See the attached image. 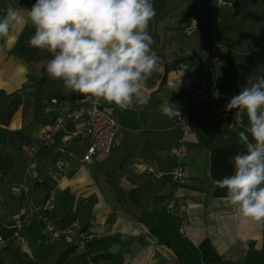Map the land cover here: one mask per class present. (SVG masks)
<instances>
[{
    "label": "crops",
    "instance_id": "crops-1",
    "mask_svg": "<svg viewBox=\"0 0 264 264\" xmlns=\"http://www.w3.org/2000/svg\"><path fill=\"white\" fill-rule=\"evenodd\" d=\"M228 1L231 6L216 0H152L156 15L149 31L158 37V45L152 48L160 59V55L171 59L178 54L192 59L169 71L163 85L159 63L141 92L146 103L128 109L114 105L121 144L109 154L95 153L88 162L82 160L88 145L84 121L67 115L76 101L53 102L37 93L38 78L51 55L32 64L13 52L19 34L34 31L31 23L14 27L0 38V89L20 90L22 97L6 128L36 146L38 179H27L32 185L28 196L40 202L55 188V207L47 220L58 227L70 219L77 221L74 231L50 238L44 219L33 215L20 241L10 229L0 227L6 239L0 264H54L58 254L74 244L77 248L65 264H264V223L242 218L222 199L227 190L216 183L233 173L230 158L243 150L237 136L243 128L230 126L233 110L226 111V103L218 101L213 87L200 94L191 90L209 65L215 88L231 96L264 75V0ZM9 3L31 8L29 2L0 0V16ZM192 16L204 19L206 25L190 27ZM215 40L220 47L213 55L210 47ZM165 100L184 112L191 124L188 132L182 133L173 118L162 114ZM58 114L64 119L53 142L40 143L39 134L52 126ZM242 123L248 126L245 113ZM179 136L187 146V176L177 183L170 173L175 158L169 148ZM20 143H0V150L14 158L10 169L0 170V217L5 222L24 206L25 196L13 191L25 178L26 157ZM159 196L170 197L183 209L167 210L170 199L156 200ZM84 226L94 238L79 246L77 233ZM113 243L118 248L109 252ZM106 253L107 258L89 260Z\"/></svg>",
    "mask_w": 264,
    "mask_h": 264
},
{
    "label": "clouds",
    "instance_id": "clouds-1",
    "mask_svg": "<svg viewBox=\"0 0 264 264\" xmlns=\"http://www.w3.org/2000/svg\"><path fill=\"white\" fill-rule=\"evenodd\" d=\"M156 15L152 0H35L31 8L9 3L0 16V38L31 23L30 47L51 54L46 71L67 90L128 109L144 104L141 92L159 69L149 23ZM218 96V94H217ZM245 113L248 126L237 132L243 150L230 158L233 173L216 181L227 190L222 199L245 220L264 223V75L232 96L226 111ZM161 112L179 116L165 100Z\"/></svg>",
    "mask_w": 264,
    "mask_h": 264
},
{
    "label": "built area",
    "instance_id": "built-area-1",
    "mask_svg": "<svg viewBox=\"0 0 264 264\" xmlns=\"http://www.w3.org/2000/svg\"><path fill=\"white\" fill-rule=\"evenodd\" d=\"M16 3L20 2H29L32 0H14ZM216 3L219 5H228L231 6L232 3L228 0H216ZM212 14H215L214 7L211 8ZM190 27L198 28L206 25L204 19H199L195 16L190 17ZM261 42L264 43V36L261 38ZM220 43L215 40L211 44L210 51L213 55H216L219 51ZM213 70L209 65L204 74L200 79L191 86V90L195 94H200L206 89H213L216 92L217 99L220 103H228L232 97L227 92L215 88L213 80ZM55 102L54 99H52ZM114 104H109L106 101L101 100L97 103L94 97L84 95L82 98L76 100L74 106L69 109L67 115L74 117L76 119H81L84 121L83 127V136L88 139V145L86 147L85 153L82 156L83 161H90L92 156L99 152L102 154H109L115 148H117L122 141V135L118 123L113 114ZM233 116L230 126L239 125L240 122H243V113H240L239 120L236 117V110L233 109ZM64 115L58 114L55 117V121L52 126L46 131L39 134L38 140L42 144H51L53 142L56 132L60 129ZM173 123L177 124L181 129L182 133H186L191 129V124L187 121L184 112L179 111V116L173 117ZM20 151L26 157V165L24 169L25 178L16 183L13 187V191L20 195H24V206L22 212L17 215L11 221H3L0 217V227L8 228L11 230V236L17 240H22L23 238V229L28 218L33 215H40L44 221V230L50 236V238H56L61 233L74 231L77 227V221L73 220L70 224L62 227L53 225L47 220V214L54 209L56 201V192L55 188H50L44 198L40 202L32 201L28 194L32 189V185L27 183V179L36 180L38 179L37 173V163L34 159L36 153V146L30 142L23 141L19 144ZM169 153L175 158V163L171 170L172 178L175 182H182L187 176L186 169V153L187 146L183 140L182 136H179L176 141L170 146ZM56 164L59 167H62L63 163L61 160L57 159ZM156 176H159V173L152 171ZM167 210H182L183 205H176L173 199H170L165 204ZM177 206V207H176ZM78 245L83 246L90 240L94 238V233L87 230L78 231ZM6 239L0 234V253L5 248Z\"/></svg>",
    "mask_w": 264,
    "mask_h": 264
},
{
    "label": "trees",
    "instance_id": "trees-1",
    "mask_svg": "<svg viewBox=\"0 0 264 264\" xmlns=\"http://www.w3.org/2000/svg\"><path fill=\"white\" fill-rule=\"evenodd\" d=\"M35 3V0H32V4ZM34 34V31H28L23 30L13 47L14 54L26 59L28 62L34 64L46 57L48 54L51 55L46 49H37L30 47L27 43L29 38ZM151 35L154 39L155 46L158 45V37L156 36L155 32L151 31ZM159 63L162 64L163 67V73L161 76L160 84L163 85L165 81L166 74L176 69V67L184 62H189L192 57L188 54H178L175 55L171 59L162 58ZM31 79V76H28V80ZM37 93L41 95L47 96L49 100L54 99L55 102H60L62 100L68 101L69 103H73L76 100L82 98L85 94L73 92L71 90H67L63 84L62 81L53 79L49 76V74L46 71V68L44 72L39 76L38 78V87H37ZM22 103V97L20 90H15L12 92H5L4 90L0 89V143L2 144H8L10 146H14L22 141L29 140L26 136L21 135L18 132L11 131L6 128V126L9 124L12 115L15 113V111L19 108V106ZM14 158L11 154L2 152L0 150V170L2 172L6 171L7 169H10L13 165ZM165 200L170 199V197L167 196H159L156 197V200ZM74 219H70L67 223L63 225L66 226L70 224L71 221ZM86 226H84L80 231L85 230ZM77 248V245H70L63 251H61L58 254V257L54 264H65L66 259L68 256ZM109 254V253H108ZM106 254H99L95 256H89V260L94 262L101 258H107L110 255ZM24 264H36L34 262H26Z\"/></svg>",
    "mask_w": 264,
    "mask_h": 264
},
{
    "label": "water",
    "instance_id": "water-1",
    "mask_svg": "<svg viewBox=\"0 0 264 264\" xmlns=\"http://www.w3.org/2000/svg\"><path fill=\"white\" fill-rule=\"evenodd\" d=\"M117 248H118V245L113 243V244L109 247V252H116Z\"/></svg>",
    "mask_w": 264,
    "mask_h": 264
}]
</instances>
